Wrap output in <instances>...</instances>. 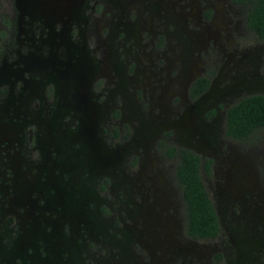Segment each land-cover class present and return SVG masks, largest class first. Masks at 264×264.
Here are the masks:
<instances>
[{"label": "rangeland", "instance_id": "rangeland-1", "mask_svg": "<svg viewBox=\"0 0 264 264\" xmlns=\"http://www.w3.org/2000/svg\"><path fill=\"white\" fill-rule=\"evenodd\" d=\"M20 1L18 7L16 0H0V12L14 16H0V98L23 91L26 107L33 99L32 116L53 135L65 134L78 162L70 169L76 189L86 199L87 189L94 190L98 205L85 223L72 222L87 224L93 239H71L66 227L63 262L75 258L73 247L99 246L101 258L111 255L114 264H264V130L246 141L224 135L227 108L264 95V41L246 26V8L231 0H74L71 20L54 23L64 1ZM23 7L51 30L42 51L31 47L28 54L19 42L24 34L15 17ZM205 73L208 90L187 98L193 77ZM4 100L1 114L15 103ZM37 129L31 123L27 130L33 137ZM166 134L180 147L229 161L203 176L221 227L215 238L186 233L181 191L167 178L175 160L164 162L158 175L146 164ZM160 175L171 184L169 202L160 195ZM82 231L78 236L86 238Z\"/></svg>", "mask_w": 264, "mask_h": 264}, {"label": "flooded vegetation", "instance_id": "flooded-vegetation-1", "mask_svg": "<svg viewBox=\"0 0 264 264\" xmlns=\"http://www.w3.org/2000/svg\"><path fill=\"white\" fill-rule=\"evenodd\" d=\"M61 1H64L67 6L64 7V12H60L59 10V16H56L53 20L54 23L71 20L69 10L71 7L68 5V2L74 3V0H59L58 3ZM19 2L21 3L20 0H16L18 7L21 5ZM36 2L43 6L52 2L57 3L56 0H36ZM231 2L237 6L245 7L243 4L235 3L233 0ZM23 8L21 13L15 17V19L17 18L16 21L19 22V35L24 34V36L19 38V42L24 48L28 47V54L31 47L42 51V48L47 46L48 42L51 41V30H46L48 25L42 19H36L39 21H35L29 9L24 8V10ZM8 10H4L3 8L0 16L9 15L11 19H14V16ZM206 12V17L210 18L212 10L207 8ZM167 15L173 16L172 13H167ZM0 19L1 21L3 20L2 17ZM1 21L0 25L2 24ZM163 37V35L159 36L161 40H163ZM202 78L207 80L206 86L199 93L193 95L192 87L194 82ZM10 83L12 84V81ZM209 86V73L193 77L188 87V93H186L187 98L191 100L197 99L208 90ZM20 94V96L14 99L11 92L9 94L5 92L4 95L6 97L0 98L5 100L8 98L10 100L13 99L15 102L6 113H0V243L3 245V248L0 247V264H114V262H111L114 259L111 255H108L107 258H101L102 252L99 246H92L91 250L90 248L76 249L73 247L72 250L77 255L73 251L75 258L71 259L68 256L72 262H63L67 258L65 254L68 253L65 245L70 241L69 235L65 231L66 227L70 229L71 239L80 238L82 241L89 238L93 239L94 234L87 229V224L84 228L78 223L72 222L79 221L81 224L85 223L84 218L89 219L90 217V208L94 209L95 206V208H98V205L93 200L95 199V196L92 194L94 190L86 188L90 195V198L86 199L82 198L80 190L76 189L75 184L78 178L75 177L76 179H74V176L77 175L70 171V169L73 166H78V162L73 154H69L64 145L67 144V141L62 138V135L65 134H62L61 131L53 135L52 127L45 122H39L40 118L37 116H32L29 106L33 99L28 100V106L26 107L24 105V92L22 91ZM1 104L0 102V111L3 109V107L1 108ZM233 105L227 108L226 117L228 109ZM217 111L218 109L213 108L210 112L216 114ZM31 117L33 119H30ZM31 123L37 124L38 127L37 134L33 135L34 138L31 136V131L27 130L30 128ZM128 131L126 129V133H124L125 137L128 136ZM113 134L117 135L115 128L113 129ZM167 135H163L157 140L155 143V154L153 153L151 157L152 161L149 160L146 164H154L155 169L152 172L158 175L164 169V162L175 160L173 174L167 178L169 180H176L177 186L181 191L180 200L182 201L180 203H184L186 217V205L180 181L177 178V168L181 162L182 150H192L176 145L171 141L172 139L169 135ZM224 135L225 138L229 137L230 139L237 140L227 135L226 131ZM172 149L174 150L172 151ZM156 150L160 155L157 154ZM192 152L199 156V169L203 184V176H208L212 173L214 164L217 163L222 168L226 166V163L227 165L229 164V161L224 156L219 157L220 155H217L213 158L195 151ZM238 163L241 165L239 166L241 170L246 171L248 167L246 163ZM206 165H208L207 170ZM68 172H70L69 174L72 177L67 174ZM93 175L95 173L91 175L92 182L95 178ZM158 180L160 181V195L166 197L168 199L167 202H169L170 197L167 196L170 194L171 184L163 175H160ZM204 187L208 193L205 184ZM162 206H167V204L159 205V207ZM153 207L158 208L157 205ZM173 207L177 208V204L173 205ZM174 208L173 211H176ZM80 229L83 230L82 233L85 232L86 238L81 235L80 237L78 236ZM186 233L188 234L187 229ZM188 236L190 235L188 234ZM78 255L81 258L76 259Z\"/></svg>", "mask_w": 264, "mask_h": 264}, {"label": "trees", "instance_id": "trees-1", "mask_svg": "<svg viewBox=\"0 0 264 264\" xmlns=\"http://www.w3.org/2000/svg\"><path fill=\"white\" fill-rule=\"evenodd\" d=\"M233 1L246 7L245 20L248 29L264 41V0ZM206 84L205 78L194 82L193 95L204 89ZM226 120L227 135L237 140L250 139L256 132L264 130V95L243 97L228 109ZM181 156L177 178L186 205L187 232L196 238L216 237L220 227L214 206L201 179L199 156L189 150H182Z\"/></svg>", "mask_w": 264, "mask_h": 264}]
</instances>
